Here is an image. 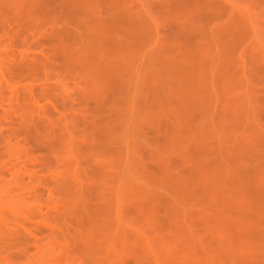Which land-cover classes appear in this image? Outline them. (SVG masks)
I'll return each instance as SVG.
<instances>
[{"label": "rangeland", "instance_id": "374dc122", "mask_svg": "<svg viewBox=\"0 0 264 264\" xmlns=\"http://www.w3.org/2000/svg\"><path fill=\"white\" fill-rule=\"evenodd\" d=\"M98 262L264 264V0H0V264Z\"/></svg>", "mask_w": 264, "mask_h": 264}, {"label": "bare ground", "instance_id": "6f19581e", "mask_svg": "<svg viewBox=\"0 0 264 264\" xmlns=\"http://www.w3.org/2000/svg\"><path fill=\"white\" fill-rule=\"evenodd\" d=\"M158 48V47H157ZM147 53V52H146ZM150 53V52H149ZM147 60V59H146ZM143 62V61H142ZM154 65V64H153ZM129 123V122H128ZM131 124H133V123H131ZM129 129V128H128ZM132 129V128H131ZM130 129V130H131ZM129 131V130H128ZM135 137V136H134ZM142 140V139H141ZM142 142H143V140H142ZM129 143V142H128ZM126 147H128V146H126ZM137 147V146H136ZM139 147V146H138ZM128 149V148H127ZM129 150V149H128ZM130 151V150H129ZM128 152V151H127ZM136 152V151H135ZM132 153H134V152H132ZM135 154V153H134ZM127 155V154H126ZM128 156H131V155H128ZM132 160H134V159H132ZM136 161V160H135ZM137 162V161H136ZM125 165V164H124ZM127 168V167H126ZM132 176V175H131ZM128 178V177H127ZM134 179V178H133ZM123 180V179H122ZM143 181V180H142ZM127 184V183H126ZM132 184V183H131ZM142 195V194H141ZM120 198V197H119ZM126 198V197H125ZM119 203V202H118ZM127 214V213H126ZM115 220V219H114ZM116 222V221H115ZM125 225V224H124ZM139 226V225H138ZM117 232V231H116ZM103 233V232H102ZM116 236V235H115ZM136 236V235H135ZM139 236V235H138ZM140 237V236H139ZM101 240V239H100ZM111 241V240H110ZM109 241V242H110ZM121 241V240H120ZM114 243V242H113ZM112 242H111V246H112V244H113ZM116 243V242H115ZM100 247V246H99ZM107 248V247H106ZM127 248V247H126ZM112 249V248H111ZM106 250V249H105ZM118 250V249H117ZM126 250V249H125ZM107 253V252H106ZM108 255H109V253H108ZM69 257H70V255H68ZM110 259H111V257L110 256H108ZM184 259V258H183ZM97 262V261H96ZM108 262H109V260H108ZM98 264H99V262H98Z\"/></svg>", "mask_w": 264, "mask_h": 264}]
</instances>
